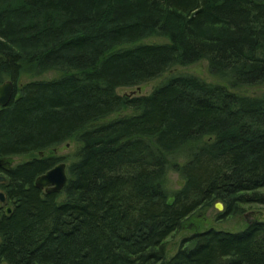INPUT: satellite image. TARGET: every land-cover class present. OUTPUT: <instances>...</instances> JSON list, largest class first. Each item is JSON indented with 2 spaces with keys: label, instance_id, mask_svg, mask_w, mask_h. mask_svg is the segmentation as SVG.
Listing matches in <instances>:
<instances>
[{
  "label": "trees",
  "instance_id": "1",
  "mask_svg": "<svg viewBox=\"0 0 264 264\" xmlns=\"http://www.w3.org/2000/svg\"><path fill=\"white\" fill-rule=\"evenodd\" d=\"M202 59L226 82L177 73L148 94L117 91ZM48 70L58 75L20 83ZM8 79L0 261L264 264V219L168 247L215 201L220 216L264 203V92L237 91L264 84V0H0V83ZM68 140L70 155L5 163ZM67 159L62 190L36 186ZM171 169L182 178L174 190Z\"/></svg>",
  "mask_w": 264,
  "mask_h": 264
},
{
  "label": "rangeland",
  "instance_id": "2",
  "mask_svg": "<svg viewBox=\"0 0 264 264\" xmlns=\"http://www.w3.org/2000/svg\"><path fill=\"white\" fill-rule=\"evenodd\" d=\"M163 41L164 38L159 36H153L148 38V41ZM177 73H192L196 74L203 79L211 82H226L225 79H222L210 72L209 64L206 59H202L195 63L189 65H174L160 76L150 79L146 82H143L138 85L133 86H121L117 88V91L120 94H129V95H141V94H148L150 93L155 86L160 84L165 78L172 74ZM58 75L57 70H48L43 73H24L21 77L20 83L26 82L31 79H39V78H51ZM237 91L246 92L250 94H261L264 92V84L262 85H255V86H248L238 89ZM131 109H127L121 113L130 112ZM115 114V113H114ZM115 115H112L113 117ZM76 142L73 140L65 141L61 144H58L53 147V149L49 148L42 152H33L28 155H15L8 157L6 160L11 164L15 165L21 161H24L32 156L40 155V154H48L51 151L57 155H70L75 151ZM179 161H184V157H179ZM69 160H65L68 164ZM1 174V173H0ZM182 184V178L180 174L171 169L168 172V188L170 190H174ZM264 190V189H262ZM172 197V196H171ZM170 197V198H171ZM216 202V201H215ZM215 202L208 206L207 208L203 209L198 213H194L187 219L185 226L175 232L171 237L168 239V247L169 253L172 254L176 251L177 247L180 244L181 239L184 236L191 235L195 231L203 230L208 227H215L217 229H223L228 231H238L240 229H244L245 226L249 223V221L264 219V203H246L243 206L242 212L237 213H226L222 216V214L226 210V206L224 204L222 209H218L215 205ZM0 264H8L5 261H0Z\"/></svg>",
  "mask_w": 264,
  "mask_h": 264
},
{
  "label": "water",
  "instance_id": "3",
  "mask_svg": "<svg viewBox=\"0 0 264 264\" xmlns=\"http://www.w3.org/2000/svg\"><path fill=\"white\" fill-rule=\"evenodd\" d=\"M15 94V85L11 79L0 83V106H6ZM5 163H9L5 161ZM0 160V166L2 165ZM5 175H0V180H5ZM67 181V164L65 161L56 163L53 167L38 175L35 179L37 187L49 191H60ZM0 198H4V193H0ZM215 205L218 209H222L224 204L222 201H216ZM11 211V207H7V212ZM251 221H249L250 223Z\"/></svg>",
  "mask_w": 264,
  "mask_h": 264
},
{
  "label": "flooded vegetation",
  "instance_id": "4",
  "mask_svg": "<svg viewBox=\"0 0 264 264\" xmlns=\"http://www.w3.org/2000/svg\"><path fill=\"white\" fill-rule=\"evenodd\" d=\"M0 173H1L0 175H4L3 172L0 171ZM5 179H6V178H5ZM4 181H5V180H4ZM4 181L0 180V193H1V192L4 193V198H0V209L10 207V206H8V202H7V200H6L5 192H4L3 188L1 187V183L4 182Z\"/></svg>",
  "mask_w": 264,
  "mask_h": 264
}]
</instances>
